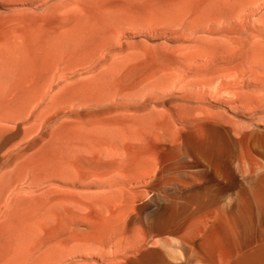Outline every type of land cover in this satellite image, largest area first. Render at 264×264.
I'll list each match as a JSON object with an SVG mask.
<instances>
[{
	"label": "rangeland",
	"instance_id": "obj_1",
	"mask_svg": "<svg viewBox=\"0 0 264 264\" xmlns=\"http://www.w3.org/2000/svg\"><path fill=\"white\" fill-rule=\"evenodd\" d=\"M258 82L264 0H0V264H264Z\"/></svg>",
	"mask_w": 264,
	"mask_h": 264
},
{
	"label": "bare ground",
	"instance_id": "obj_2",
	"mask_svg": "<svg viewBox=\"0 0 264 264\" xmlns=\"http://www.w3.org/2000/svg\"><path fill=\"white\" fill-rule=\"evenodd\" d=\"M254 88L255 89L253 91L255 92L256 100L259 101V102H257V104L261 103L262 105H264V82H258V84H256L254 86ZM209 149L212 152L220 149L219 151H220L221 157L224 158V160H225L224 164L227 166V175L226 176H228V178H229V185L226 186V188H225V193H223L224 197H226L227 199L229 198L230 201H234V202H236L235 200L240 201V199H241V201H245V202L256 201V202L264 203V179H261V181H258L259 183L257 184L256 187H254L252 196L247 195L244 192L245 191L244 189L240 190L239 193L236 192V189L238 187H240L239 186L240 184H239V179H238L237 175L232 170V162H233L234 157H235V151L237 150L235 142H233L231 139L229 140L222 133H218L217 141L215 142L214 145L210 146ZM207 153H208L207 151L203 150V156H206ZM258 164H260V163H258ZM262 169H264V166L261 165L260 170H262ZM144 176H147V175L144 174ZM122 243H124V242H122ZM252 254H253L252 256L255 257V254L254 253H252ZM256 254H257V252H256ZM258 255H260V254L258 253ZM250 256L251 255H249V257ZM252 259H254V258H251V260ZM247 261H248V258H242V263L247 262Z\"/></svg>",
	"mask_w": 264,
	"mask_h": 264
}]
</instances>
